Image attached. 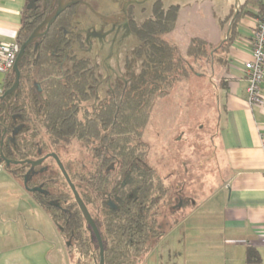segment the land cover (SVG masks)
Returning a JSON list of instances; mask_svg holds the SVG:
<instances>
[{"label":"trees","instance_id":"trees-1","mask_svg":"<svg viewBox=\"0 0 264 264\" xmlns=\"http://www.w3.org/2000/svg\"><path fill=\"white\" fill-rule=\"evenodd\" d=\"M248 1H254L258 11L245 9L244 4L240 15L262 18V1ZM179 10L180 5L161 10L154 18L136 27L138 40L127 62L126 76L112 85L100 87L101 82L92 69L75 62L65 66L64 71L58 66L49 67L46 49L38 52V56L35 54L36 58L27 48L19 64V94L13 93L5 100L9 105L8 116L19 114L17 124L22 125L15 137L11 135L12 127L4 113V100H0V124L8 125L2 135L0 152L12 161L36 159L50 152L58 155L101 233L105 264H141L177 221L175 219L172 225L165 227L161 219L160 208L167 190L162 181L155 179V168L146 161L147 142L143 134L156 99L167 95L181 76H187L189 72L187 59L165 38L172 31ZM29 20L26 11L17 37L19 46L32 30ZM237 22L220 46L214 47L202 38H193L186 51L187 57L196 59L209 54L211 59L218 49L225 51L235 37ZM30 66H35V74L30 72ZM14 79L12 69L6 74L4 83H0L3 91L0 96L13 85ZM33 80L43 81L41 93L32 91ZM13 97L17 100L12 102ZM73 142L89 151L94 161L89 173L82 174L73 168L74 160L63 158L61 148ZM48 161L53 170L45 172L43 179L49 180L47 190L60 198L62 208H67L65 216H61L62 212L58 213L59 209L50 205L46 198H35L51 213L66 245L78 249L80 257L96 260L99 264L97 240L73 191L53 158ZM2 164L21 180L31 169L29 165L8 164L5 160ZM39 173L40 167L35 168L30 181L27 180L28 191L41 188L43 179ZM58 194L60 197H56ZM70 252L73 256L77 254L75 250ZM246 261L248 264L261 262L257 248L248 247Z\"/></svg>","mask_w":264,"mask_h":264},{"label":"crops","instance_id":"crops-1","mask_svg":"<svg viewBox=\"0 0 264 264\" xmlns=\"http://www.w3.org/2000/svg\"><path fill=\"white\" fill-rule=\"evenodd\" d=\"M27 4L28 0H0V42L17 41ZM244 4L245 9L258 11L254 1L228 0L222 5L221 26L226 37L220 44L238 20L235 37L225 51L218 49L211 57L212 74L218 80V183L210 193L186 205L180 202L176 223L141 264H150L152 258L156 264H165V260L166 264H248V247L257 248L261 256L257 264H264V106L249 104L244 68L252 57L258 18L240 15ZM236 8L238 17L230 24ZM48 218L52 219L51 213L3 166L0 264H53V248L45 231ZM178 232L175 238L170 235Z\"/></svg>","mask_w":264,"mask_h":264},{"label":"rangeland","instance_id":"rangeland-1","mask_svg":"<svg viewBox=\"0 0 264 264\" xmlns=\"http://www.w3.org/2000/svg\"><path fill=\"white\" fill-rule=\"evenodd\" d=\"M225 1L228 0H178L181 4L178 19L171 33L165 35L190 64L188 75L181 76L167 95L156 99L143 134L147 142L146 161L155 168V179L162 181L167 190L160 208L165 227L180 216L176 208L181 200L186 205L191 199L210 193L218 183L215 140L218 80L212 74L209 54L195 59L187 57L186 51L193 38H203L218 46L226 37L221 26ZM5 77L6 74L0 73L1 83ZM61 151L65 160H74V169L82 174L90 172L94 161L85 147L73 142ZM45 228L53 248L50 254L53 264H97L96 260L80 257L72 245L67 246L52 219H46ZM170 235L175 238L179 232ZM74 250L75 256L70 252ZM150 260V264L157 263L156 258Z\"/></svg>","mask_w":264,"mask_h":264},{"label":"flooded vegetation","instance_id":"flooded-vegetation-1","mask_svg":"<svg viewBox=\"0 0 264 264\" xmlns=\"http://www.w3.org/2000/svg\"><path fill=\"white\" fill-rule=\"evenodd\" d=\"M62 5L65 6L64 10L52 23L48 22L41 29V35L28 48L33 52L32 56L35 57V54L46 49L49 67L58 66L64 71L65 66L75 62L80 66H86L87 69H92L91 71L100 80V87H102V84L112 85V82L121 81L126 76L127 62L131 59L138 40L136 27L146 20L154 18L159 11L168 10L170 7L180 4L178 0H28L27 11L32 26L30 34ZM29 62L32 64L33 59ZM29 70L36 73L35 66H30ZM42 83V80L32 81L31 87L35 94L43 91ZM16 91L13 93L18 96L19 90L17 93ZM15 99L16 97H13L11 101L13 102ZM5 100L3 103V106L6 107H4V113L8 116L9 105ZM7 118L9 126L12 127L11 135H17L22 129V125L17 124L19 114H10ZM7 130L8 125L0 124V135H3ZM2 144L3 142L0 140V145ZM52 153L55 152L46 153L33 159L44 158L42 163L35 167H40L38 176L41 175L42 179L45 172L47 173L51 169L52 163L48 161L49 158H53L56 162L51 156ZM15 164L22 166L21 163ZM24 165H29L28 168H32L30 164L25 163ZM26 175L22 177L24 187L26 186L25 181H30L32 177V174L28 177ZM48 182L49 180L44 178L40 182L41 188L32 193L34 196L46 198L48 203L59 209L57 212H62L61 216L64 217L67 208H62L60 198H55L47 190ZM60 195L58 194L56 197H60ZM93 234L97 240L94 232Z\"/></svg>","mask_w":264,"mask_h":264},{"label":"built area","instance_id":"built-area-1","mask_svg":"<svg viewBox=\"0 0 264 264\" xmlns=\"http://www.w3.org/2000/svg\"><path fill=\"white\" fill-rule=\"evenodd\" d=\"M264 8V0H261ZM20 46L17 41L0 42V73H9L14 66ZM248 82L247 92L250 105L264 106V15L258 18L252 36V57L244 63ZM0 88V95L2 94ZM3 165L0 164V170Z\"/></svg>","mask_w":264,"mask_h":264},{"label":"water","instance_id":"water-1","mask_svg":"<svg viewBox=\"0 0 264 264\" xmlns=\"http://www.w3.org/2000/svg\"><path fill=\"white\" fill-rule=\"evenodd\" d=\"M65 6L62 5L60 6L53 14L50 15V17L44 21L41 25H39L38 27L35 28V30L29 35V37L26 39L25 42H23L20 46V49H19V52H18V55L16 57V61L14 63V66H13V70L15 72V79H14V83L13 85L7 90L5 91V93L0 96V100H5L7 98V96H9L10 94H12L14 91H16L19 87V83H20V77H21V72H20V69H19V64L26 52V49L28 48V46L34 42L38 36L41 35L40 31L41 29L46 26V24L48 22L52 23L53 20L64 10ZM238 14H239V8H236V11H235V14L231 20V23L230 24H233L234 21L237 19L238 17ZM0 140L1 142H3V136L2 134L0 135ZM52 157H54V159L56 160L59 168L61 169L63 175L65 176L67 182L69 183L72 191H73V194L75 196V200L76 202L78 203L82 213H83V216L87 222V224L89 226H91L93 232L95 233V236L98 240V243H99V248H100V262L99 264H105V253H104V246H103V242H102V238H101V235H100V232L97 228V225L92 217V215L90 214L86 204L84 203V201L82 200L79 192L77 191L74 183H72L61 159L58 157V155L56 153H52L51 154ZM2 160H5L8 164H11V163H21V164H30L32 166L31 170L27 173V177L29 175H31L33 172H34V168L36 166H38L39 164L42 163V161L44 160V158H41V159H38V160H33V159H26V160H22V161H12V160H9V159H6L4 154L2 153V151L0 152V164H2ZM25 184H27V180L25 181ZM33 191L35 190H38V189H32Z\"/></svg>","mask_w":264,"mask_h":264}]
</instances>
